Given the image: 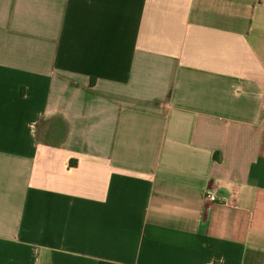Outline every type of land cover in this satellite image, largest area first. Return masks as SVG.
Here are the masks:
<instances>
[{
  "label": "crops",
  "instance_id": "0c3cea01",
  "mask_svg": "<svg viewBox=\"0 0 264 264\" xmlns=\"http://www.w3.org/2000/svg\"><path fill=\"white\" fill-rule=\"evenodd\" d=\"M0 264H264V0H0Z\"/></svg>",
  "mask_w": 264,
  "mask_h": 264
},
{
  "label": "built area",
  "instance_id": "2783aa9c",
  "mask_svg": "<svg viewBox=\"0 0 264 264\" xmlns=\"http://www.w3.org/2000/svg\"><path fill=\"white\" fill-rule=\"evenodd\" d=\"M206 199L210 201H216L217 197L215 192L211 190L206 191Z\"/></svg>",
  "mask_w": 264,
  "mask_h": 264
}]
</instances>
